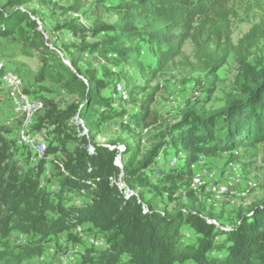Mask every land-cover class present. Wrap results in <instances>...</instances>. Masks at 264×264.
<instances>
[{
  "label": "trees",
  "instance_id": "obj_1",
  "mask_svg": "<svg viewBox=\"0 0 264 264\" xmlns=\"http://www.w3.org/2000/svg\"><path fill=\"white\" fill-rule=\"evenodd\" d=\"M30 1L0 4V38L16 36L37 54L39 66L24 91L41 105L33 128L51 130L44 139V152L34 159L30 148L19 144L12 130L0 123V264H62L40 258L60 235L81 243L72 231L83 224L91 226L92 236L104 245L89 242L70 264H264V202L254 203L228 226L214 222L192 202L172 213L157 208L178 190L191 198V166L199 155L264 143V64L246 60L257 37L264 36V0H131L115 7L117 20L112 23L103 19L99 5L92 8L83 0H72L68 8L77 13L78 23L57 27L66 28L73 38L59 44L44 38L33 10L21 8ZM237 10L263 14L233 45ZM87 15L93 17L89 24L80 20ZM187 39L208 57L211 71L230 52L235 55L240 67L237 92L218 110L184 111L179 120L165 126L161 141L145 156L135 161L132 151L119 168L114 164L117 148L92 142L90 130L83 132L73 118L97 126L124 113L130 101L137 110L129 119L146 127L153 113L148 110L153 92L134 100L139 84L133 83L129 90L125 86L127 99L118 96L119 110L114 109L115 98L103 93L108 87L115 93L121 73L113 68L123 60L138 59L137 43L142 41L157 47L155 64L160 69L179 54ZM81 57L100 67L79 65ZM137 66L143 79L154 72L141 62ZM59 93L74 95L77 101L60 109L55 100ZM170 155L182 163L158 166L160 156ZM46 165L51 166L47 177ZM138 188H149L155 195L145 199L142 192H134Z\"/></svg>",
  "mask_w": 264,
  "mask_h": 264
},
{
  "label": "rangeland",
  "instance_id": "obj_2",
  "mask_svg": "<svg viewBox=\"0 0 264 264\" xmlns=\"http://www.w3.org/2000/svg\"><path fill=\"white\" fill-rule=\"evenodd\" d=\"M71 1L32 0L21 8L27 11L33 10L35 15L32 17L37 20L38 27L44 30V38L49 42L55 41L59 44L60 41L68 42L73 38L66 28L58 29L57 27L68 21H72L74 24L78 23L77 13L68 8ZM101 1L104 3L99 0H83V3L92 8L99 5L103 19L112 23L117 20L115 7L120 4H128L131 0ZM4 2L5 0H0V4H4ZM262 14L263 12L259 10H255L253 13L237 10V17L234 19L231 33L233 45H236L238 40L259 22ZM92 18L90 15L80 16V20H87L88 24ZM137 47L139 50L137 61L123 60L121 64L113 68L114 71L120 70L121 73V78L116 81L115 93L111 91V87L104 89L103 93L110 94L115 98L112 106L119 110L116 99L118 96L122 100L127 99L125 86L129 90L128 87L133 83L139 84L136 92H133L134 100L143 98L146 93L153 92V101L148 107V110L153 113L149 115L148 125L145 127L142 123H135L129 119V115L137 110V107L130 101L125 104L124 113L108 120L103 119L97 126L85 125V122L78 117L73 118V122L81 126L83 132H86L85 129L90 130L89 135L93 138L92 142L117 148L118 152L115 157L122 155V157L120 156L121 166L122 160L129 159L128 156L132 151L135 153V161H139L145 156L155 144L161 141L165 126L179 120L184 111L200 107L205 112H211L223 107L237 92L235 78L240 72L239 64L232 52L228 54L220 67L212 71L209 70L208 57L204 55L203 51H199L190 39L185 40L179 54L160 69H157L155 64L157 48L155 45L140 41L137 43ZM250 51L251 54L247 57V61L254 64L261 60L264 64V36L257 37L255 45ZM0 62L20 76L24 89L30 87L39 66L37 54L16 36L0 38ZM140 62L145 70L154 71L153 73L148 72L145 76L146 79L139 75L137 64ZM78 64L100 67V64L89 62L87 57H81ZM2 96L1 91L0 123L7 125L12 130L11 136L16 138L20 117L13 111L11 102ZM55 100L58 102V107L62 109L66 103L77 101V98L74 95L59 93ZM34 118L35 115L32 119V127L35 123ZM50 130V127L40 128L39 136L46 140V135ZM69 145L71 146V144ZM126 148L129 153L124 154ZM170 156L167 158L160 156L157 159L158 166H177L182 163L181 159ZM191 167L194 173L205 172L207 184L212 186L225 182L232 184L231 191L217 196L207 189L199 191L188 189L192 192L190 198L186 192L178 190L171 198L159 203L158 209L164 208L172 213L178 206L192 202L194 206L201 209L203 214H210L214 222H221L228 226L234 225L238 220V214L247 212L254 203L264 202V143L257 144L253 149L239 146L232 152L199 155ZM50 169L49 165L47 171ZM49 174V172L45 173V177ZM134 192H142L145 199H150L155 195V192L149 188H138ZM74 201L77 204L80 203V199ZM90 227L88 224H83L80 232H77L80 227L72 231L79 236L81 243L68 242L63 235L56 237L47 246L40 260L44 263L50 262V260L60 261L62 264L75 262L79 259L80 252L90 246V240L97 237L92 236ZM17 239L22 238L17 236ZM58 246L64 248L58 250Z\"/></svg>",
  "mask_w": 264,
  "mask_h": 264
},
{
  "label": "bare ground",
  "instance_id": "obj_3",
  "mask_svg": "<svg viewBox=\"0 0 264 264\" xmlns=\"http://www.w3.org/2000/svg\"><path fill=\"white\" fill-rule=\"evenodd\" d=\"M0 72L2 73V91H12L13 89H15V91L21 92L22 102H29V105H32V108L20 107V105L12 106V100L10 99V96H5L11 102V107L13 111L20 116V124L16 129L18 142L20 144H24L28 146L31 150V155L33 156L34 159H36L40 154L44 152L45 148L40 149L39 146H34V144H32L30 140H24L22 133H29V130H32V119H29V116L34 117L36 112L40 110L41 108L40 102L34 100L29 93H26L24 91L23 81L20 78V76L15 71H12L10 68H7V66H5L3 62H0ZM10 76L12 77L13 80H8ZM42 144H46L44 138H42ZM197 175L198 173H193L189 182V189L192 191L207 189L208 191H212L217 196L231 191L230 186H218V187L196 186L195 179H197ZM100 243L101 244L95 246L103 247L104 245L103 242L100 241Z\"/></svg>",
  "mask_w": 264,
  "mask_h": 264
},
{
  "label": "built area",
  "instance_id": "obj_4",
  "mask_svg": "<svg viewBox=\"0 0 264 264\" xmlns=\"http://www.w3.org/2000/svg\"><path fill=\"white\" fill-rule=\"evenodd\" d=\"M8 80H13V79L10 76ZM2 93H3V96H10V99L12 100V106L20 105V107L32 108V105H29V102H22L21 92H17L15 91V89H13L12 91H2ZM29 119H33V117L29 116ZM22 135L24 137V140H30L32 144H34V146H39L40 149H43L46 147V144H42V138L39 136V131L35 130L33 127H32V130H29V133H22ZM47 168L48 167L46 165V169ZM205 178H206L205 172L198 171L197 179H195V185L199 187L233 186L232 184L227 183V182L218 183L215 186H212L210 184H207V180ZM80 230H81V227L79 230H77V232H80ZM90 243L92 245L101 244L100 239L98 238L91 239Z\"/></svg>",
  "mask_w": 264,
  "mask_h": 264
},
{
  "label": "water",
  "instance_id": "obj_5",
  "mask_svg": "<svg viewBox=\"0 0 264 264\" xmlns=\"http://www.w3.org/2000/svg\"><path fill=\"white\" fill-rule=\"evenodd\" d=\"M37 24H38V22H37ZM50 47H52V46H50ZM57 53L62 57V53L60 51H57ZM63 62L66 63L67 65H69V62L66 59H64V58H63ZM114 164L117 165L119 168H122L121 163H120V156L119 155H117L115 157Z\"/></svg>",
  "mask_w": 264,
  "mask_h": 264
}]
</instances>
